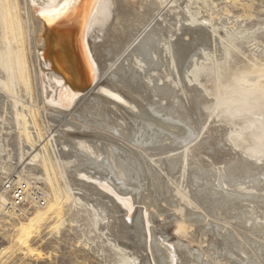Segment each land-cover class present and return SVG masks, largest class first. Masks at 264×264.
<instances>
[{
    "label": "rangeland",
    "instance_id": "obj_1",
    "mask_svg": "<svg viewBox=\"0 0 264 264\" xmlns=\"http://www.w3.org/2000/svg\"><path fill=\"white\" fill-rule=\"evenodd\" d=\"M126 2H131L132 6L137 3L135 11L129 13L130 15L124 14L122 16L123 13L117 11L114 6L108 31L104 34L105 36L96 40L95 48L101 55V62L104 67L109 68V60L116 64L108 71L109 73L122 71L121 64L124 62V57L132 49L130 47L126 50L128 47L126 41L133 32V25L145 24L134 35L135 41L138 38L137 44L147 37L145 31L149 27L155 26V23L160 21L161 15L175 11L178 7L182 10L185 9L184 12L187 16L193 15L198 21L207 24L208 27L202 30V35H195L200 38L203 45L208 46L211 43V35L214 32L220 37L218 41L222 53L220 59L215 60L211 50H209L210 55L208 53L204 63L193 69L192 72V81L202 93L203 100L206 101L203 106H199L197 92L191 87H188L187 99L180 98L173 103L171 98L165 97L167 96V89L161 83H157L156 96H153L146 88L139 91L136 88L130 90L126 85L120 84L122 82L106 80L107 83H113L112 86L122 90L138 105L153 108L156 106L159 112L161 109L165 110L164 112L167 111L166 115L169 118L180 121L191 132L190 134L194 135H192L193 137L189 136L191 149L187 151L189 155L186 175L183 179L175 178L180 174L181 162L175 163L173 168L167 165L168 160L181 158L179 155L184 151V148L178 150L177 142L171 141L166 132L160 133V137L158 136L159 138H156V141L152 143L153 146H168L169 144L170 148L177 150L167 157L164 156L166 160L164 165L158 162L155 166L152 164V160L148 161L160 175L159 183L152 186L145 182L143 187L141 186L136 192L134 210L138 215H140L141 209L143 213L147 214L150 228L147 238L149 241L145 245L144 231L141 232V238L138 240L129 231L131 225H129L128 230L121 227V218L124 217L123 208L117 205L116 207L113 206L114 208L108 211L107 221H102L86 200L76 199L75 196L78 197L76 194L80 192L75 190L70 182H64L61 177L62 170H65L66 176L72 179L71 172L75 171L74 168H69L67 164L64 165L63 163H61V168H58L50 155L52 158L49 163L53 169L51 172L53 179L56 180L55 187H52L40 175V167L35 169H32V166L29 167L31 160L41 167L48 164L47 156H39L37 151L51 137L52 129H61L63 122L56 120L50 129L46 128L42 118L37 117L40 116L41 112L35 110L34 117L38 119L44 137L34 149L22 152L21 147L25 143H22L20 138L21 130L16 120V109L26 106L28 112L33 115L34 109L30 105L36 103L34 102L35 99L31 101L27 95H24L25 93L18 87L17 81H14V90H16L13 92L15 94L13 92L1 93L4 97L0 95V264H124L127 256L113 247L110 238L117 240L127 251H133L138 255L139 259L136 264L148 263V256L150 261L154 262L156 257L153 252L155 254L156 251L153 241L160 236L169 242L171 240L172 242L178 241L197 252L200 255V260L203 258L202 264H220L222 259L223 261L228 259L225 252L219 248L228 239L234 242L235 247L237 246L239 262L255 261V264H264V242L259 241L264 239V227L260 229L256 224L260 223L259 219H248L249 215H244L245 212L249 213L247 209L250 206H256L261 210V217L264 214V181L262 180L264 178V145L259 144L255 137L250 135L255 133V128L247 130L243 126L256 118V120L260 118L264 121V105L249 108V113L242 112V117L238 116L237 118L238 127H234L232 123L228 122L226 116H216L215 111L212 112L210 106L218 99L217 87L227 88L236 77H241L243 73L254 72L257 74L258 68L264 67V0H163L161 7H151L150 10L141 8L144 2H149L148 0H134V2L133 0H126ZM141 2L143 3L141 4ZM154 10L160 16L155 18L152 14ZM129 22L133 24L132 30L129 29L131 26ZM127 24L130 25L128 28ZM120 25L123 26V30L120 29ZM123 31H125L124 35H122ZM123 36L124 38L127 37L124 41L121 40ZM190 37L182 35V39L185 41L190 40ZM27 57L29 58L28 54ZM114 69L118 70L113 71ZM28 70L30 71V66ZM2 73L4 74V72ZM3 74L2 79L6 80ZM14 99L18 102H15ZM87 99L83 98L78 103L79 107ZM3 106H6V111H4ZM165 107L172 111L168 112ZM122 113L128 120L130 119L131 113H127L123 109ZM160 113L161 116H164L163 112ZM110 118L113 121H118L113 115ZM126 128H129V125ZM124 133L126 132L124 131ZM89 134L100 138L103 136L95 133ZM110 140L121 144L116 139L110 138ZM124 147L130 152H136L142 156L143 160L147 159V154L153 153L150 149L137 150L139 148L128 141L124 143ZM71 150L72 154H75L74 150ZM80 155H82L81 159H84L85 154L80 153ZM195 178L197 179L195 180ZM6 180H28L32 190L37 187L45 188L48 194L46 206L43 208H26L20 214L7 210L4 206L6 194L1 190L2 184ZM59 180L61 181L59 182ZM244 188L246 189L244 190ZM182 194L185 195V199L193 200L196 205L198 204L193 207L181 203L184 204L185 218L188 219V223L193 224L187 235H179L175 230L177 222L182 217L180 210L177 212L180 207L179 198ZM1 198H4V201ZM55 210H59L60 216L66 220L62 225H57L58 219L53 214ZM238 212H244V214L242 213V216L237 217ZM228 217L227 222L229 223L225 225L223 220ZM261 223L264 222L261 221ZM226 230H228L227 232L230 231V234ZM237 232L243 239L237 236ZM223 235H226V238ZM201 244L205 245L202 246ZM226 264H232L230 259Z\"/></svg>",
    "mask_w": 264,
    "mask_h": 264
},
{
    "label": "bare ground",
    "instance_id": "obj_2",
    "mask_svg": "<svg viewBox=\"0 0 264 264\" xmlns=\"http://www.w3.org/2000/svg\"><path fill=\"white\" fill-rule=\"evenodd\" d=\"M148 1V3L141 2V4H144L142 5L143 7L141 6L142 9L147 8L150 10L151 7L155 8L156 6L158 8L161 7L160 5L163 3V0ZM63 3L64 0H0V90L2 91H0V95L4 97L1 93L8 94L15 91L14 81H17L18 87L22 89L25 93L24 95H27L31 101L35 99L34 102L36 104L30 105V107L34 109L33 115L28 112V107L26 109V106L16 109V120L21 130L20 138L22 139V143H25V145L21 147L22 152L34 149L44 137L40 123H38V119L34 117L35 110L41 112L40 116L37 117L42 118L43 125L46 128L48 127L50 129V126L54 124L56 120L63 122L61 129L55 128V130H53L51 128L53 134L37 151L39 156H47L48 164L41 167L31 160L29 167L32 166V169L40 167V175L52 187H55L56 184V180L53 179L51 172L53 169L49 163L52 157L58 168H61V163L64 165L67 164L69 168H74L75 171L71 172L73 176L72 179L66 176L65 170H62L61 177L64 182H70L73 188L80 192L76 194L78 195V197L75 196L76 199L86 200L91 206L89 207L96 211L102 221H107L108 211L110 209L112 210L116 205L123 208L124 217L121 218V227L128 230L129 225H131L129 231L133 233L138 240L141 238V232L144 231L146 245L149 241L147 238L150 231L147 214L143 213L142 209L140 215L135 212L134 202L136 201L134 199L136 198V192L145 182L152 186L159 183L160 175L152 168L148 161L152 160V164L155 166L158 162L163 164L166 161L165 157L177 149L180 150L184 148V151L179 155L181 158H178V160H168L167 163L168 167L173 168L175 163L181 162L180 174L175 176V178L179 177L183 179L186 175L187 159L189 155L187 151L191 149V147H189V136L191 132H189L187 127L185 128L180 121L169 118V116L166 115L167 111L164 112L165 110L160 108V112H163L164 115L161 116L156 106V108H153L151 106L138 105L132 98L125 95L122 90L112 86L111 84L113 83H107L106 80L119 83L122 82L120 84L126 85L130 90L136 88L139 91L146 88L153 96H156L157 83H161L167 89V96L165 97L171 98L173 103L180 98L187 99L188 87H191L197 92L199 106H203L206 101L203 100L202 93L192 81V72L193 69L196 67L198 68L200 64L204 63L210 52L209 50H211L215 60L218 61L220 59L222 56L220 50L221 45H219L218 42L220 37L214 32L215 34L213 33V35H211V43H208V46L203 45L200 38L195 35H202V30L208 27L207 24L198 21L193 15L189 14L187 16L184 12L185 9L182 10L180 7H178L177 10L173 8L175 11H170V13L161 15L160 21H157L155 26L149 27V29L145 31L147 37L137 44L136 41L138 38L135 41L133 39L134 35H136L145 24L133 25L129 22L131 26L127 24V28L130 26L129 29H131L133 25L134 29L130 34L131 38L129 37L126 41L128 44L126 50L130 47H132V49L129 51V54L124 57V62L121 64V68L123 67L122 71L119 70L120 72L109 73L108 71L112 69L115 63L109 60L108 70L104 67L101 62V55L95 48L97 44L96 40L105 36L104 34L108 31L114 6L115 9L121 11V13H123L122 16H124V14L130 15L135 11L137 3L135 2L136 4L133 5V7L131 2L128 3L126 0H110V7H100L96 9L95 12L92 8L93 0H75L74 4L61 9L60 6ZM42 11L46 13L45 16L40 15ZM155 12V10L152 12L155 18L160 16L159 13L156 14ZM162 16L165 17L162 18ZM73 17H79L83 22L82 31L72 40L74 61L72 64L64 56V60L60 59L61 64L59 66L62 70L66 67L70 77L69 79H73V75L77 77L81 84L80 88H73L69 82L64 80L62 74L54 70V68L50 66V63L43 58L44 43L42 36L44 37L45 34L44 26L49 23V20L52 21L51 23H64L71 20ZM122 28L123 26H121L120 29ZM124 32L125 31H123L122 35H124ZM183 34L186 37L191 36L190 40H183ZM125 38L127 39V37ZM125 38L123 36V39H120L124 41ZM205 52L207 53L205 54ZM29 66L30 71L28 70ZM115 70L116 69L113 71ZM258 70L259 72L257 74H254V72L248 74L243 73L241 77H236L233 83L227 88L217 87L216 95H218V99L210 105L212 112L215 111V115L219 117L226 116L228 122L232 123L234 127H238L237 118L238 116L242 117V112L246 111V113H249V108L263 106L264 67L258 68ZM2 72H4V74ZM29 72L31 73L29 74ZM2 74L5 75L6 80L2 79ZM137 97L139 98V96ZM83 98L88 99L79 107L78 103ZM192 98L194 97L192 96ZM14 101L18 102V100L16 101L15 99ZM73 105L74 107H72ZM3 109L6 111V106H3ZM122 109L127 113H131L129 115V120L127 117L123 116ZM165 109H167V107H165ZM167 110L168 112L172 111L171 109ZM111 115L118 119V121H113L110 118ZM256 119L250 120L249 123L243 126L246 127L247 130L255 128V133H251L250 135L255 137L259 144L264 145V121L260 118L258 120ZM127 125H129V128H126ZM124 131L126 133H124ZM162 132H166L171 141L177 142V149L174 150L170 148L169 144L168 146H153L152 143L156 141V138L160 137L159 135ZM89 133L103 136L100 138L96 135H90ZM110 138L116 139L121 144L111 141ZM126 141L135 144L139 148L137 150L143 151V149H150L153 153L147 154V159L145 158V160H143L142 156H139L136 152H130L124 147ZM2 142L4 143V141ZM71 149L74 150L75 154H72ZM77 152L85 154L84 159H81L82 155ZM50 155L52 156L51 158ZM161 156H163V158H160ZM196 179L197 178H195V180ZM255 180L257 181L258 179ZM262 180L264 181V178ZM25 181L30 184V181ZM60 181L61 180H59V182ZM245 189L246 188H244V190ZM129 193L133 195L128 196L127 194ZM1 200L4 201V198H1ZM47 201L44 206L39 208L45 207ZM179 201L180 207L179 209L177 208V212L180 210V215L182 217L177 222L175 230L179 235H187L192 229L193 224L188 223V219L185 218L183 211L184 204L181 203L193 207H196L198 204L196 205L193 200L185 199L184 194L181 195ZM247 210L249 213L245 212L244 214V212H238L236 216L240 217L243 214H247L249 215L248 219H259L260 221H258L260 223L256 224L260 229L263 228L264 223H261V221L264 222V214L261 217V210L256 206H250ZM53 214L58 219L57 225L65 223L66 220L60 216L59 210H55ZM224 220L223 223L228 225L229 222L227 221L229 217L224 218ZM227 231L228 230H226V232ZM229 232L227 233L230 234ZM227 233L226 235H228ZM226 235H223L224 238H226ZM237 236L242 238L238 232ZM160 237L153 241V246L156 251L155 254L153 252V255H155L156 258L153 262L152 260L150 261L148 256L147 262L149 264H202L203 258L200 260V255L197 252L192 251L186 245L178 241L172 242L171 240V242H169L164 237ZM109 240L115 249L127 256V260H125L124 264L137 263L139 259L138 255L133 251H127L117 240L112 238ZM263 240L264 239H260L259 241L263 243ZM219 248L224 251L227 255L226 257H228V259L224 261L222 259L220 264H226L229 259L232 264H255V261H249L247 263L239 262V258H237V246L235 247L232 240L228 239L224 241ZM148 263L142 262V264Z\"/></svg>",
    "mask_w": 264,
    "mask_h": 264
},
{
    "label": "water",
    "instance_id": "obj_3",
    "mask_svg": "<svg viewBox=\"0 0 264 264\" xmlns=\"http://www.w3.org/2000/svg\"><path fill=\"white\" fill-rule=\"evenodd\" d=\"M44 29L45 34L44 37L42 36L44 60H47L54 70L62 74L64 80L69 82L73 88H80L81 84L77 77L73 75V79H69L66 67L62 70L59 65L61 64L60 59L64 60V56L73 64L72 40L82 31V20L79 17H73L64 23H48Z\"/></svg>",
    "mask_w": 264,
    "mask_h": 264
},
{
    "label": "built area",
    "instance_id": "obj_4",
    "mask_svg": "<svg viewBox=\"0 0 264 264\" xmlns=\"http://www.w3.org/2000/svg\"><path fill=\"white\" fill-rule=\"evenodd\" d=\"M6 194L5 208L14 213H22L26 208L42 207L47 201L45 188L31 189L25 180H6L2 184Z\"/></svg>",
    "mask_w": 264,
    "mask_h": 264
},
{
    "label": "snow or ice",
    "instance_id": "obj_5",
    "mask_svg": "<svg viewBox=\"0 0 264 264\" xmlns=\"http://www.w3.org/2000/svg\"><path fill=\"white\" fill-rule=\"evenodd\" d=\"M74 3H75V0H64V3L60 6V8L61 9L67 8ZM100 7H110V0H93V4H92L93 11L95 12V10ZM40 15L45 16L46 13L42 11L40 12ZM51 22L52 21L49 20V23Z\"/></svg>",
    "mask_w": 264,
    "mask_h": 264
}]
</instances>
